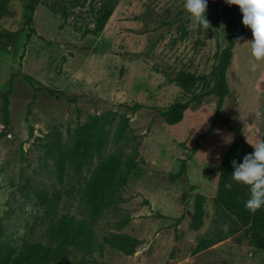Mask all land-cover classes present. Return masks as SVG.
I'll return each instance as SVG.
<instances>
[{
  "label": "rangeland",
  "instance_id": "rangeland-1",
  "mask_svg": "<svg viewBox=\"0 0 264 264\" xmlns=\"http://www.w3.org/2000/svg\"><path fill=\"white\" fill-rule=\"evenodd\" d=\"M101 2L39 0L28 42L29 0H12L0 16V33H15L9 46H0V132L10 89V125L0 138V264H13L27 242L50 241L49 230L63 215L93 231L90 251L70 249L73 264H264V250L232 238L199 248L200 240L219 231L213 199L227 150L238 138L251 143L263 134L264 63L250 70V45L244 43L252 33L240 9L208 0L210 26L204 29L191 25L184 0H118L95 36ZM241 28L245 34L232 50L230 94L221 110L209 96L191 104L178 124H165L158 111L192 97L174 82L176 74L209 75ZM204 89L199 84L193 92ZM91 122L106 139L78 170L67 154L77 141L90 145L78 133ZM118 150L125 157L137 151L143 173L129 176L92 219L86 180ZM182 160L186 174L174 180ZM196 195L205 199L199 231L190 228ZM110 233L140 245L124 255L104 244Z\"/></svg>",
  "mask_w": 264,
  "mask_h": 264
},
{
  "label": "trees",
  "instance_id": "trees-1",
  "mask_svg": "<svg viewBox=\"0 0 264 264\" xmlns=\"http://www.w3.org/2000/svg\"><path fill=\"white\" fill-rule=\"evenodd\" d=\"M11 1L0 0V16L5 14ZM209 1L212 2V6L214 7L226 5L225 0ZM117 3L118 0H102L101 6L98 9L99 15L96 26L91 30V34L96 36L104 29ZM37 4H39V0H29L28 17L25 22L28 33L26 34L25 42H28L34 34L32 20ZM244 34V28H241L231 43L222 50L218 65L209 75L199 76L184 70L176 74L174 82L185 93H192V97L186 102H175L167 109L158 111V116L163 119L165 124L168 126L178 124L182 121L184 113L191 104H201L204 98L209 96L217 98L216 110L217 112L221 110L225 98L230 94L227 71L232 59V50L238 38L243 37ZM14 37L15 33H0L1 48L5 49L9 46ZM22 76L29 84H34L33 78L26 74H22ZM199 84L203 85L204 91L194 93V88ZM9 91L5 93L2 105L3 130L0 132V138L10 125ZM84 128L78 134H82L84 141H89L90 145L80 147L77 141L74 149L67 154V158L73 162V165L78 170L82 163L92 158L94 151L97 154L102 151L106 139V134L101 133L100 128L98 125H94V122H91ZM262 138H264V128ZM253 151L254 149L244 138L236 139L227 150L220 165L218 186L213 199L215 211L219 217V231L211 239L200 240V249H206L225 238H232L237 244L247 242L258 250H264V207L255 212L247 210L245 208V201L249 198V188L232 181L230 177L234 171L232 162L242 163L244 157ZM137 155L138 152L135 151L133 154L125 157L118 150L107 159L102 160L94 169L90 178L86 180L84 199L92 219H95L102 211V208L108 205L112 198L116 196V193L127 184L129 176L143 173L142 167L135 161ZM185 174L186 160H182L179 171L171 175V177L177 180L185 176ZM227 183H232L230 190L225 187ZM204 200L202 195H196L195 197L194 211L190 220V228L193 231H199L204 226L206 218ZM183 219L184 215H181L176 219V223L179 224ZM127 222V219L122 220L118 223V227H124ZM225 223L229 225L226 232L221 228V225ZM2 235L3 227L0 223V239ZM48 236L50 241L45 244L36 241L25 243L21 251L18 252L13 264H73L68 258L70 249L79 251H90L92 249L93 231L85 222L76 221L72 217L65 215L59 217L50 228ZM52 242H56L54 249H52ZM103 242L112 249L127 256L133 255L136 252V248L140 245L138 239L120 233H110L104 236Z\"/></svg>",
  "mask_w": 264,
  "mask_h": 264
},
{
  "label": "clouds",
  "instance_id": "clouds-1",
  "mask_svg": "<svg viewBox=\"0 0 264 264\" xmlns=\"http://www.w3.org/2000/svg\"><path fill=\"white\" fill-rule=\"evenodd\" d=\"M229 6H237L242 14V24L251 30L252 39L244 44L250 45V70L256 71L264 63V0H225ZM208 0H184L187 19L192 26L207 29L210 26L206 18ZM243 39L238 38L236 43ZM246 142L254 149L244 157L242 163L232 162L234 171L231 180L249 188V198L245 201V208L255 212L264 207V138L254 142ZM219 175V174H218ZM229 190L232 183L225 184ZM223 231H228L229 225L222 224Z\"/></svg>",
  "mask_w": 264,
  "mask_h": 264
}]
</instances>
